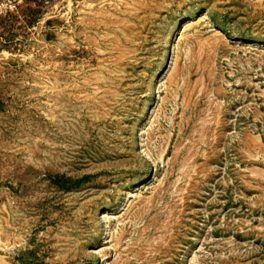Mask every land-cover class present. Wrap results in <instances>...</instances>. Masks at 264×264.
<instances>
[{
  "label": "rangeland",
  "instance_id": "rangeland-1",
  "mask_svg": "<svg viewBox=\"0 0 264 264\" xmlns=\"http://www.w3.org/2000/svg\"><path fill=\"white\" fill-rule=\"evenodd\" d=\"M0 264H264V0H0Z\"/></svg>",
  "mask_w": 264,
  "mask_h": 264
}]
</instances>
